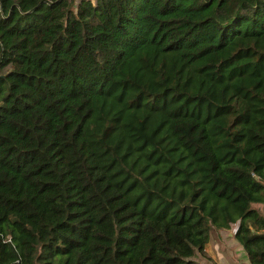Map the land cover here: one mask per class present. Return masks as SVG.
<instances>
[{
  "label": "trees",
  "instance_id": "1",
  "mask_svg": "<svg viewBox=\"0 0 264 264\" xmlns=\"http://www.w3.org/2000/svg\"><path fill=\"white\" fill-rule=\"evenodd\" d=\"M264 0H0V264H264Z\"/></svg>",
  "mask_w": 264,
  "mask_h": 264
},
{
  "label": "crops",
  "instance_id": "2",
  "mask_svg": "<svg viewBox=\"0 0 264 264\" xmlns=\"http://www.w3.org/2000/svg\"><path fill=\"white\" fill-rule=\"evenodd\" d=\"M249 206L264 217V201H252ZM235 226L236 222L228 228H210L203 247L206 258L198 263L206 259L208 264H249L244 249L234 237Z\"/></svg>",
  "mask_w": 264,
  "mask_h": 264
},
{
  "label": "rangeland",
  "instance_id": "3",
  "mask_svg": "<svg viewBox=\"0 0 264 264\" xmlns=\"http://www.w3.org/2000/svg\"><path fill=\"white\" fill-rule=\"evenodd\" d=\"M195 259L197 260V262H198V260H203V259L200 258L199 256H195ZM205 261H206V259H205Z\"/></svg>",
  "mask_w": 264,
  "mask_h": 264
}]
</instances>
